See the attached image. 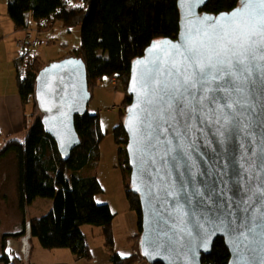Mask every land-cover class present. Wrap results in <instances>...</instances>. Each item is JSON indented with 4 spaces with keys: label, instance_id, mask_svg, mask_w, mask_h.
<instances>
[{
    "label": "water",
    "instance_id": "1",
    "mask_svg": "<svg viewBox=\"0 0 264 264\" xmlns=\"http://www.w3.org/2000/svg\"><path fill=\"white\" fill-rule=\"evenodd\" d=\"M209 1L177 0L178 36L152 41L131 65L127 88L131 103L123 127L130 191L139 197L142 212L139 255L148 264H202L219 238L229 250V264H264V225L253 223L243 246L237 238L238 226L247 225L249 217L264 221V89L256 87L255 113L245 120L247 127L239 123L244 117L228 124L218 121L213 111L217 105L206 102L203 111L178 118L176 134L170 131L168 143L153 150L151 157L143 154L137 131L145 107L142 84L158 58L168 59L186 37L196 40L198 30L241 7L209 14L203 12ZM253 7L259 11L258 5ZM91 100L86 63L80 57L50 63L37 75L35 101L41 123L64 162L81 144L75 118L88 112Z\"/></svg>",
    "mask_w": 264,
    "mask_h": 264
},
{
    "label": "trees",
    "instance_id": "2",
    "mask_svg": "<svg viewBox=\"0 0 264 264\" xmlns=\"http://www.w3.org/2000/svg\"><path fill=\"white\" fill-rule=\"evenodd\" d=\"M239 4L240 0H210L203 12L218 15L230 12ZM8 15L17 31L37 29L40 36L56 23L67 28L79 26L81 48L75 56L86 63L91 95L93 87L105 77H115L121 82L125 90L122 103L125 110L113 136L118 146V166L124 174L126 198L138 218V233L133 240L139 243L142 212L139 197L130 191L128 137L123 127L126 108L131 103L127 88L132 62L144 54L152 41L178 36L180 11L177 0H9ZM22 66L24 74L18 68L17 75L19 94L24 105H33L35 114L31 115L34 120L31 127L29 117H25L24 141L9 138L0 147V160L13 154L17 161V194L22 214L20 232L4 236L0 263L15 264L5 252V242L11 237L26 244L37 238L45 249L65 248L78 261L91 260L92 251L82 230L86 225L102 230L114 264L145 261L139 253L123 258L115 252V214L109 204L96 201V196L103 192L97 172L105 139L100 116L87 112L75 118L81 144L64 162L55 141L44 131L42 115L35 101L37 75L46 65L32 53ZM38 198L51 199L52 209L44 216L28 219V207ZM229 261V250L219 238L212 253L203 257L202 264H229Z\"/></svg>",
    "mask_w": 264,
    "mask_h": 264
},
{
    "label": "snow or ice",
    "instance_id": "3",
    "mask_svg": "<svg viewBox=\"0 0 264 264\" xmlns=\"http://www.w3.org/2000/svg\"><path fill=\"white\" fill-rule=\"evenodd\" d=\"M240 4L233 13L198 30L196 40L186 37L168 59L160 57L154 64L142 84L145 107L137 121L144 155L151 157L153 150L168 143V133L177 132L178 118L203 111L207 103L217 105L213 111L218 121L228 124L244 117L239 123L248 126L245 120L255 113L256 87L264 89V0H240ZM253 223L264 225L249 217L247 225L238 226L240 245L248 240Z\"/></svg>",
    "mask_w": 264,
    "mask_h": 264
},
{
    "label": "rangeland",
    "instance_id": "4",
    "mask_svg": "<svg viewBox=\"0 0 264 264\" xmlns=\"http://www.w3.org/2000/svg\"><path fill=\"white\" fill-rule=\"evenodd\" d=\"M9 0H0V93L13 83L16 84L18 68L23 70V51L16 45L18 39H23L22 31L14 32V23L8 15ZM42 33V32H41ZM44 43L33 50V56L40 55L43 64L70 58L80 53L81 29L79 26L67 28L62 23H56L51 29L41 34ZM14 88V86H13ZM92 100L88 105V113L99 115L105 139L101 145V160L98 166V176L103 187V192L96 196L99 204H109L115 214L113 224L114 250L120 257H129L139 253V243L133 238L138 233V218L135 211L130 209L126 198L124 174L119 164L118 146L115 143L113 130L121 123L124 112L123 100L125 90L121 82H114L109 77L99 81L92 89ZM32 104L27 105V113L35 114ZM38 112V111H37ZM38 114V113H37ZM33 117L28 118L31 127ZM25 131V132H24ZM20 135L11 138L24 141L26 129ZM9 138L0 136V147ZM53 206V201L46 198L36 199L27 210L28 219L46 215ZM22 214L19 210L17 194V161L13 154L0 160V237L6 234H16L21 230ZM99 227L83 226L82 230L91 247L92 259L77 261L68 249L48 250L41 246L37 238L29 243L24 242L25 248L19 251L17 247L9 246V251L16 257V264H114L111 254L105 252V246L100 241ZM2 235V236H1ZM15 241L18 239L11 238ZM8 251V250H7ZM2 247L0 244V256ZM12 255V254H11ZM147 263L146 261H144ZM138 264V263H136ZM148 264V263H147Z\"/></svg>",
    "mask_w": 264,
    "mask_h": 264
},
{
    "label": "crops",
    "instance_id": "5",
    "mask_svg": "<svg viewBox=\"0 0 264 264\" xmlns=\"http://www.w3.org/2000/svg\"><path fill=\"white\" fill-rule=\"evenodd\" d=\"M14 29H15L14 30L15 34L16 33L18 34V32H20V31L17 32L16 28H14ZM21 34H23V36H24V31H22ZM20 37H17V40H21V39H18ZM16 45H17V43H16ZM39 56L36 55V57L38 59H40ZM13 86H14V88H13ZM26 116L30 117L31 115L27 113V105H24L22 102V99H21L20 94H19V89H18V81H16V84L13 85V83H11L6 88L5 91H2L0 93V136L4 137V138H11L12 136L20 135V134L24 133L25 132L24 131V120H25ZM96 231H98L99 236L103 237L101 229L96 230ZM6 235L11 236L14 234H6ZM6 235H4V236H6ZM4 236L0 237V244L2 247V253L4 251V249H3ZM11 238H14V237H11ZM10 239H7V241L5 242L6 243L5 252L7 253V255H9L12 258L13 262L16 264V257H14L13 251H12V253L9 251V246L17 247L19 249V251H22L25 248V246H24L25 244H24V242L20 244V242L22 241L21 239H18L15 241H12ZM14 239H16V238H14ZM31 241H29V243ZM102 242L105 246L104 238H102V240L100 241V244ZM105 252L107 254H109V253L111 254V251H109V249L107 247L105 248ZM92 256H93V254H92ZM75 260H76V258H75ZM136 263L147 264L144 261L136 262ZM136 263H134V264H136Z\"/></svg>",
    "mask_w": 264,
    "mask_h": 264
},
{
    "label": "built area",
    "instance_id": "6",
    "mask_svg": "<svg viewBox=\"0 0 264 264\" xmlns=\"http://www.w3.org/2000/svg\"><path fill=\"white\" fill-rule=\"evenodd\" d=\"M44 43L43 38L40 36L37 29L24 30V38L17 41V46L23 51L22 59L28 62L32 56L33 50L39 48ZM114 82H117V78H111Z\"/></svg>",
    "mask_w": 264,
    "mask_h": 264
}]
</instances>
